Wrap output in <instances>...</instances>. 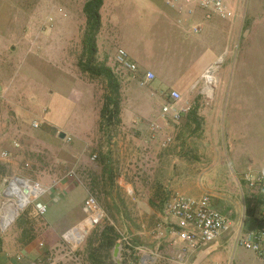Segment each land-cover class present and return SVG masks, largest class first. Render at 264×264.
<instances>
[{
	"label": "rangeland",
	"instance_id": "1",
	"mask_svg": "<svg viewBox=\"0 0 264 264\" xmlns=\"http://www.w3.org/2000/svg\"><path fill=\"white\" fill-rule=\"evenodd\" d=\"M87 1L0 0V27L9 29L4 37L21 43L14 54L7 53L13 69L0 83L11 92L0 99V247L6 238L12 242L11 233L29 242L42 229L57 250L58 239L47 225L55 214L46 205V214L39 216L35 204L52 205V196L69 184L78 188L72 199L78 219L87 217L83 201L88 196L101 211L97 223L87 220L78 233L80 259L88 264L117 263L113 249L107 257L99 247V235L109 226L117 235L115 244L124 250L127 238V251L134 256L133 248L146 246L157 224H168L163 208L175 195H206L220 213L227 211L219 202L235 210L232 220L238 223L245 217L264 223V0H237L233 19L204 22L198 35L189 32L192 23L151 21V2L172 13L165 0H104L94 60L110 68L120 85V124L104 134L98 121L106 82L78 67L88 55ZM27 27L33 30L30 38L36 32L44 38L35 45L30 38L21 41ZM214 28L222 30L213 38L222 46L210 54L219 62L212 65L218 68L207 99L205 72L199 71L209 56L201 57L194 43L207 32L212 37ZM118 49L135 63V72L114 64ZM148 70L153 79L141 85ZM162 78L167 87L157 86ZM171 80L180 88L170 87ZM172 90L181 96L179 106L189 107L176 122L160 113ZM59 133L65 134L63 140ZM246 175L259 177L260 183L249 187ZM27 181L43 195L32 201L42 191ZM12 184L25 203L11 195ZM236 251L235 259L250 254Z\"/></svg>",
	"mask_w": 264,
	"mask_h": 264
},
{
	"label": "crops",
	"instance_id": "2",
	"mask_svg": "<svg viewBox=\"0 0 264 264\" xmlns=\"http://www.w3.org/2000/svg\"><path fill=\"white\" fill-rule=\"evenodd\" d=\"M237 4V0H230L228 5L230 8H233L235 12H237L240 8ZM149 6L150 15L152 17L151 21L154 24H159L163 26L177 24L180 26H185L188 23H192L193 25H195L199 20V17L195 16L189 20L184 21V23H179V17L173 11L170 10L172 13L161 11L160 9L156 8V3L153 2H151ZM158 15L160 16V19L158 18ZM220 20L226 21L222 19ZM30 28L31 27L23 29V37L21 38V41L25 38H30L29 32L33 31ZM183 31L186 32L185 29ZM7 32H9V29L7 30L6 28V30H4L3 27H0V83L1 80H6V78L10 75L9 71L6 70L13 69L12 60L7 59V56L11 54L7 53L11 52L12 54H14V52L21 44L19 40L12 41L11 37H4V33ZM221 32L222 30L220 28H214L213 31H209L210 35L212 33V37H206L208 34L207 32L205 36H202L194 43L195 46L191 45L197 48L199 52L202 50V54H204L201 57L205 58L206 56H209V59L205 62V66L199 72H206L209 68L212 67V65H214V63L218 61L219 57L214 59V57H210V54L216 50H218L219 52L222 44L218 42L219 39L213 38L217 35L219 36V34L221 35ZM40 38H44V34L36 32V36L30 39H33L32 44L35 45L39 43ZM147 72L150 74L154 73L151 70H148ZM171 82L172 84L170 87L174 89L180 88V86L177 85V81V83H175V80H171ZM167 83L168 81L165 78H162L158 82L157 86L162 88L167 87ZM4 96L10 97L11 92L7 86L1 85L0 99ZM61 188L63 190L62 193H59L56 196H52V205L47 202H40L44 203L45 205H47L48 208H50L49 212H53V214H55L48 221L47 225L48 228H50L51 230L53 229L52 233L58 239L56 246H59V248L57 250L51 248V245L46 240V232L42 229L38 230V238L29 242H23L17 234L11 233L12 242H7L8 238H6L5 245L0 247V264H88L80 259L82 257V254H79L80 250L78 249V247L81 245L83 237H80L78 233L84 229V224L89 219L87 217L78 219L76 213L73 214L75 209L74 204H72V199L75 194V191L78 190V188L73 187L72 184L63 186ZM217 206H219L221 210L227 211V213L222 211V214L225 215L227 218L229 217L228 219L232 221L233 227L228 234L222 235L214 243L209 244L190 254L191 264H264V259L259 258L255 253L251 251H249L250 254H247L245 252L239 253V257L237 256V258L235 259V255H237L238 253L236 249L240 248L235 246V231L237 232L239 228L243 230L242 232L255 231L258 229L257 221L245 217L238 223L237 220H232V217L235 215V210L231 211L229 209H226L221 202H219ZM232 206H234V203L231 204V207ZM80 207L81 206L79 204L77 208L79 209ZM170 223L178 224V222L174 220H170ZM242 224H245V227ZM4 229L5 228L2 227V230ZM1 235L2 234L0 233V236ZM4 235H6L7 237L9 236L7 235V233ZM182 246L183 245L179 243L178 247L174 248L169 244V242L160 243L154 237H150V239L147 241V245L139 246L134 256L129 255L128 252L120 248L117 258L119 260L116 264H139L140 256L155 257L161 255L167 257L168 261L169 259H172L173 253L178 252L179 248ZM133 258H135V260ZM163 264L176 263L173 261H168Z\"/></svg>",
	"mask_w": 264,
	"mask_h": 264
},
{
	"label": "built area",
	"instance_id": "3",
	"mask_svg": "<svg viewBox=\"0 0 264 264\" xmlns=\"http://www.w3.org/2000/svg\"><path fill=\"white\" fill-rule=\"evenodd\" d=\"M229 1L230 0H165V5L179 17V23H184V21L198 16L199 20L189 31L191 34L196 35L201 32L204 22H208L213 18L231 20L236 16L235 10L228 5ZM113 59L114 64L122 70L135 72L137 69L134 62L130 60L127 53L122 49L117 50ZM217 68V65L209 68L201 77L205 83L204 95L207 99H209L210 96L207 95L206 88H211L213 83L207 84L206 78L210 77L215 80L213 73ZM152 79L153 75L147 73L141 85L151 82ZM180 101V94L174 90L170 91L166 96L165 103L160 109L161 116L163 118H169L172 122L178 121L183 114L189 111V107L179 106ZM2 156L6 157L7 153H2ZM70 177H73L72 173ZM244 180L249 187H253V185L260 183L259 177L250 175H246ZM18 181L16 182L18 183ZM30 185L42 191L41 194L32 196V201L43 195L44 190L37 184ZM83 208L87 213V218L93 222V224L99 221L101 211L94 197H86L83 201ZM35 209L39 216H44L47 212L46 205L40 202L35 204ZM163 215L169 222L165 225H156L154 238L160 243L169 242L174 248L178 247L179 243L183 245L179 248L178 252L173 253L172 259L168 260L176 264H191L190 254L214 243L222 235L228 234L233 227L232 221L220 213L216 208L212 207L211 200L206 195L197 198L184 195L172 196L164 205ZM170 220L177 221L178 224H171ZM123 245L125 247L124 250L128 252L127 248L130 245L127 238L123 239ZM235 246L251 251L259 258L264 259V229L261 228L255 231L242 232L239 228L237 232L235 231ZM137 249L138 247H134L133 251L136 252ZM168 261L167 257L161 255L155 257L140 256L139 258V264H163Z\"/></svg>",
	"mask_w": 264,
	"mask_h": 264
},
{
	"label": "trees",
	"instance_id": "4",
	"mask_svg": "<svg viewBox=\"0 0 264 264\" xmlns=\"http://www.w3.org/2000/svg\"><path fill=\"white\" fill-rule=\"evenodd\" d=\"M104 0H89L83 6V14L86 21V52L87 61L79 62L78 67L83 73H87L91 79L103 78L106 82L107 92L103 99V104L99 112L98 132L104 134L109 132L111 127L120 124V85L110 68L104 64L95 63L96 44L95 37L100 29V9ZM0 168L4 169L0 164ZM3 173V172H2ZM258 229L264 227V223L257 221ZM257 229V230H258ZM101 249H105L106 255L110 257V252L113 249L117 235L113 227L109 226L103 229L99 235ZM128 249V248H127ZM132 251V250H131ZM104 256V257H105ZM92 258V256H90ZM102 263V262H100ZM113 264V263H112Z\"/></svg>",
	"mask_w": 264,
	"mask_h": 264
},
{
	"label": "bare ground",
	"instance_id": "5",
	"mask_svg": "<svg viewBox=\"0 0 264 264\" xmlns=\"http://www.w3.org/2000/svg\"><path fill=\"white\" fill-rule=\"evenodd\" d=\"M214 81L215 80L213 78H210V77L206 78L207 84L213 83ZM210 91H211V88L207 87L206 88L207 95L209 94ZM10 191H11V195L14 196L17 199V201L21 203H25L27 201L26 198L23 196V193H21L20 190L14 184L11 185Z\"/></svg>",
	"mask_w": 264,
	"mask_h": 264
},
{
	"label": "water",
	"instance_id": "6",
	"mask_svg": "<svg viewBox=\"0 0 264 264\" xmlns=\"http://www.w3.org/2000/svg\"><path fill=\"white\" fill-rule=\"evenodd\" d=\"M58 138L60 140H63L65 138V134L64 133H59L58 134ZM13 220L14 219L12 218V220L10 222H12ZM119 251H120V244L116 243L114 245L113 250H112V257L114 258L115 261H118L117 258H118Z\"/></svg>",
	"mask_w": 264,
	"mask_h": 264
}]
</instances>
